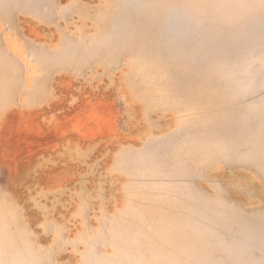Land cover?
I'll use <instances>...</instances> for the list:
<instances>
[{
	"label": "rangeland",
	"instance_id": "1",
	"mask_svg": "<svg viewBox=\"0 0 264 264\" xmlns=\"http://www.w3.org/2000/svg\"><path fill=\"white\" fill-rule=\"evenodd\" d=\"M0 264H264V0H0Z\"/></svg>",
	"mask_w": 264,
	"mask_h": 264
}]
</instances>
